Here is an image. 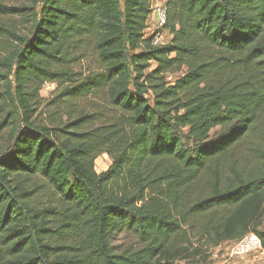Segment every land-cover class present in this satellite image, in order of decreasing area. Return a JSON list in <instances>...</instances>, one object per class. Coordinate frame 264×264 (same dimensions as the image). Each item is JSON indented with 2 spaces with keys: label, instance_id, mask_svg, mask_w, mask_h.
I'll return each instance as SVG.
<instances>
[{
  "label": "trees",
  "instance_id": "16d2710c",
  "mask_svg": "<svg viewBox=\"0 0 264 264\" xmlns=\"http://www.w3.org/2000/svg\"><path fill=\"white\" fill-rule=\"evenodd\" d=\"M36 3L0 4L30 17L0 23V264H202L251 232L264 247V0H166L161 44L153 0ZM96 95L106 110L80 107Z\"/></svg>",
  "mask_w": 264,
  "mask_h": 264
},
{
  "label": "rangeland",
  "instance_id": "374dc122",
  "mask_svg": "<svg viewBox=\"0 0 264 264\" xmlns=\"http://www.w3.org/2000/svg\"><path fill=\"white\" fill-rule=\"evenodd\" d=\"M37 0H0V4L7 6H23L29 7L35 5ZM166 0H153V5L156 6H165ZM37 6V3H36ZM29 19L30 17L24 15L22 17H4L0 16V23H7L14 26V29L17 33H28L29 32ZM147 33H155L161 37L162 42L166 43L170 40V35L167 31L163 30V23L158 17V15L153 11V14L149 18V27ZM160 34V35H159ZM8 43H3L0 41V58L6 55V51H8V47L6 46ZM87 67V63L83 66V68ZM174 77V76H171ZM57 84L54 82H47L42 89V96L47 100L46 105L42 107L41 112H39L38 119L40 120H49L51 118V114L53 112V106H49L51 103V92L55 90ZM51 99V100H50ZM108 102L106 98L102 95L90 96L84 102H81V106L88 112H93L95 110L101 111L106 110L108 107ZM111 164V158L107 154L100 155L95 161V168L98 172H101L108 168ZM264 228V222L263 226ZM126 235V237H125ZM118 243H131L135 242V238L133 235L129 234H121L117 238ZM230 247V243H221L216 247H212L209 249V257L202 264H264V247L262 249L256 250L251 254L246 255H232V251Z\"/></svg>",
  "mask_w": 264,
  "mask_h": 264
},
{
  "label": "built area",
  "instance_id": "2783aa9c",
  "mask_svg": "<svg viewBox=\"0 0 264 264\" xmlns=\"http://www.w3.org/2000/svg\"><path fill=\"white\" fill-rule=\"evenodd\" d=\"M157 14L160 20L162 21L163 25L166 20V9L165 6H154V14ZM160 35V34H159ZM162 38L159 37L158 35L155 36L153 39L154 44H161L163 43ZM226 243H230L232 255H246V254H251L256 250L262 249V239L254 232L248 233L242 238L234 241H229ZM225 244V243H224Z\"/></svg>",
  "mask_w": 264,
  "mask_h": 264
}]
</instances>
